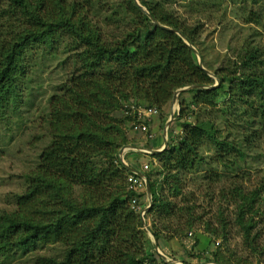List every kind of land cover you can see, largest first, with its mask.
I'll return each mask as SVG.
<instances>
[{"label":"trees","instance_id":"obj_1","mask_svg":"<svg viewBox=\"0 0 264 264\" xmlns=\"http://www.w3.org/2000/svg\"><path fill=\"white\" fill-rule=\"evenodd\" d=\"M88 1L67 5L62 0H0V119L22 102L39 53L53 60L65 57L66 62L56 66L66 64L70 70L61 96L49 102V143L27 176L24 194L16 197L15 211L0 216V259L55 247L60 256H36L33 264H169L157 256L140 212L132 209V201L141 210L147 207L142 200L145 190L128 189L130 173L118 155L136 145L129 136L138 123L136 110H154L164 125L175 92L185 87L195 89L187 91L189 101L178 98L179 110L173 115L178 129L169 130L161 153L146 155L151 159L143 171L152 197L144 214L148 229L166 258L183 264L189 261L173 253L180 247L184 251V240H193L185 251L190 264H237L232 252L225 256L229 251L225 245L236 237L240 242L242 237L251 252H260L262 238L254 233L264 227L260 190L245 194L233 188L228 194L234 208L231 217H208V221L204 217L209 213L194 214L202 209L186 197L194 192L182 197L181 190L189 177V183L214 187L245 174L255 133L264 130V53L262 58L261 50L243 47L228 69L214 73L219 85L206 88L214 80L200 69L194 52L175 33L152 23L134 0H121L103 15L108 31L89 20L88 7L93 4ZM139 3L155 22L197 46V26L183 24L164 3ZM261 8L246 23L264 29V3ZM239 102L244 103L239 109L249 107L258 121L232 122L223 135L210 116L218 110L224 114V105L228 110L238 108ZM143 120L148 126V118ZM147 139L148 145L154 137ZM158 140L161 145L163 138ZM129 157L125 160L130 165ZM131 167L142 170L137 161ZM75 188L83 195L77 197ZM170 198H180L184 206L177 207ZM176 212L186 216L182 223ZM172 217L178 219L175 227L167 223ZM229 226L232 229L226 230ZM217 239L223 243L219 248ZM165 241L176 248L164 246Z\"/></svg>","mask_w":264,"mask_h":264},{"label":"rangeland","instance_id":"obj_2","mask_svg":"<svg viewBox=\"0 0 264 264\" xmlns=\"http://www.w3.org/2000/svg\"><path fill=\"white\" fill-rule=\"evenodd\" d=\"M62 1L66 2L67 5H72L74 3L78 4L82 0ZM90 1L93 7L91 8L89 4L88 9H91V14H88L89 20L95 25H100L103 31H108V28L105 27L101 19L104 18L103 15H107L111 12L109 11L111 6L114 7L115 4L117 5L121 0H89L88 2ZM134 1L139 3L140 0ZM145 1L151 4L164 3L183 24L188 27L197 26V30L194 28V30H196L195 36L197 38V46L193 48L197 51L203 68L214 76V73L219 71V69H228V65H231L232 61L236 60L238 53L243 47L249 46L261 50L260 53L263 58L264 29L255 24H248L246 21L251 13H255V15L258 14V11L262 9L261 6L264 0H255L254 2L253 0ZM86 4L87 2L85 5ZM61 51L62 50H59V52ZM196 59L198 62L197 56ZM58 61L63 63L66 62V59L65 57L63 58V56H58L56 60H53V58H48L44 53H39L33 60V73L27 82L29 90L22 93V102L16 104L14 110L7 111L5 115L6 118L0 119V216H10L15 211L16 197L24 194L28 186L27 176L34 172L36 167L35 163L37 162L39 154L49 143V102L54 97L61 96V89L70 71L66 67V64L60 67L56 66ZM241 74L242 72L238 73V75ZM179 96L187 101L190 100V95L187 91L182 92ZM179 96L176 99V106L173 109L171 101L170 114L168 118L165 117L164 120L166 122L164 125L163 117L160 119L157 115H153L148 118L147 123L150 128V133L154 137V139L149 142L148 146L146 143L149 140L146 136L131 131L129 132L130 138L133 139L136 145L141 142L147 147L158 146L160 145L158 140L159 137L163 138L161 142L164 141L163 132L165 124L170 120L171 113L174 115V111L179 109ZM243 105V102H239L238 108H231V110H228L227 105H224V114L219 112V110L212 113L210 119L215 121L222 129L223 135L227 134V128L232 122L235 123L240 121L250 123L258 121L257 118L254 119L251 117L252 114L249 107L239 109V107ZM238 111H240L239 115ZM235 127L237 128V126ZM253 127L256 128L255 125ZM172 128H174L175 131L178 129L176 126L174 127L173 116L167 128L165 136L167 139L169 130ZM255 134L258 135V137L254 139L256 142L255 148H252L253 151L247 152L248 157L243 166L245 176L238 174V177L225 179L214 184V187L206 182L189 183L187 179H190V177L186 178V182L181 190L182 197H185V193L194 192L193 196L186 197L192 199V206L202 208L201 211L194 212V214L201 216L204 212L205 214L209 213L206 218L204 217V220L207 221L208 217L209 219L215 216L216 218L222 216L224 219L231 217L234 208L233 206L231 207V205L229 206L228 194L233 188H238L245 194L260 190L261 195L264 196V130L260 128V131H256ZM205 151L208 155L212 153L211 149H205ZM123 155L126 159L129 156H133L140 167L142 165H149V161L151 160L148 156H143L141 154L131 155L129 153H124ZM74 193L77 197L83 195L79 188H75ZM170 199L177 207L182 208L184 206V204L179 203L181 201L180 198ZM142 200L144 202L146 198ZM178 214L183 217L182 220L172 217L167 223L172 224L174 227L177 224V220L182 223L186 219V216L182 212H176L177 216ZM228 229H232V227H226V230ZM254 233H258L262 238V240L258 242V249L260 252H251V250L243 244L242 237L241 242L239 238L236 237L230 239L225 245V247L229 248V251L225 253V256H227L226 259L228 258V252H232L233 255L231 259L234 263L264 264V227L261 231L255 229ZM150 239L152 241V238ZM216 241L215 246L218 244L219 246L215 248L221 247L223 244L222 241L220 239ZM162 243L163 245L166 244L169 247H173V249L176 248L174 243L167 244L166 241ZM152 244H154L153 241ZM191 244H193V240H184V245L186 246V248L184 247V251H182L183 247H180L178 252L176 254L173 253V255H175V257L179 255L182 256L188 260V264H190L192 261L188 259L185 251L189 249ZM203 247L204 245L198 246V249H202ZM213 248L214 247H212L211 250ZM166 251L169 256L172 255V253L169 254L167 249ZM195 251H197V249ZM224 252L225 251H223V253ZM160 253L166 256L161 251ZM36 256L56 258L60 256V251L55 247H44L38 249L36 252L24 256H16L10 260H2L1 258L0 263L33 264ZM168 260L173 261L174 264L178 262L183 264L180 260L174 261L171 258H168ZM196 264H199V262H196Z\"/></svg>","mask_w":264,"mask_h":264},{"label":"water","instance_id":"obj_3","mask_svg":"<svg viewBox=\"0 0 264 264\" xmlns=\"http://www.w3.org/2000/svg\"><path fill=\"white\" fill-rule=\"evenodd\" d=\"M135 2V5L152 21V23H154L155 25H157V26H159V27H161V28H164V29H166V30H169V31H171V32H173V33H175L177 36H179L182 40H183V42L196 54V56H197V58H198V65H199V67H200V69H202L209 77H211V78H213L214 80H215V84L213 85V86H211V87H206V88H210V89H213V88H216L218 85H219V81H218V79L212 74V73H210L209 71H207L206 69H204L203 68V66H202V64H201V61H200V58H199V55H198V53H197V51L193 48V46L187 41V39L184 37V35H182L180 32H178V31H176V30H172V29H169V28H166V27H164V26H162V25H160L159 23H157V22H155L151 17H150V15H149V13L138 3V2H136V1H134ZM190 89H195V87H185V88H182V89H179V90H177L176 92H175V94H174V96H173V99H172V109L176 106V99H177V97L182 93V92H185V91H188V90H190ZM172 116H173V113H171V116H170V120L165 124V129H164V132H163V136L165 137L166 136V132H167V128H168V126H169V124H170V122L172 121ZM166 144H167V142H166V140L164 139V144H163V149L162 150H164L165 149V147H166ZM129 149H132V150H136L135 148H133V147H128ZM161 152V151H160ZM153 153H159V151H155V152H153ZM122 154H123V151H121L120 153H119V159H120V161H121V163H122V166L124 167V169H126L127 171H129V172H134L128 165H126L123 161H122ZM145 192H146V196H147V200H148V207H147V209L148 208H150V206H151V204H152V201H151V199H152V197H151V193H150V187H149V184H148V182L146 181V183H145ZM147 209H145L144 211H143V213H145L146 212V210ZM144 216H142L141 217V222H142V226H143V229L146 231V233L148 234V236H150V238H152V241H153V243H154V251H155V253L157 254V255H159V257H160V259L163 261V262H165V263H169V264H174V262L173 261H171V260H168L167 258H166V256H164L163 254H161L160 253V251H159V248H158V244H157V242H156V240H155V238L151 235V233H150V231H149V229H148V226H147V224L145 223V220H144V218H143ZM176 264H181V263H176Z\"/></svg>","mask_w":264,"mask_h":264},{"label":"built area","instance_id":"obj_4","mask_svg":"<svg viewBox=\"0 0 264 264\" xmlns=\"http://www.w3.org/2000/svg\"><path fill=\"white\" fill-rule=\"evenodd\" d=\"M136 113L138 114V123H135L134 125V131H137L140 134L143 135H148V126L144 124V120L143 117L145 118H149L150 116H153L156 114V112L154 110H143L141 108H138L136 110ZM147 138H151V135H148ZM164 139L166 140V142L168 141L166 137H164ZM147 155H150L151 152L150 151H145ZM143 170H148L147 169V165L143 166ZM127 184H128V189L129 190H138V189H142L144 188L145 190V179L144 177H142V175L136 173V172H132L130 173V175L127 177ZM135 201H132V209L135 212H140V217L144 216L143 211L141 210L138 206L135 205ZM150 264V263H148Z\"/></svg>","mask_w":264,"mask_h":264},{"label":"clouds","instance_id":"obj_5","mask_svg":"<svg viewBox=\"0 0 264 264\" xmlns=\"http://www.w3.org/2000/svg\"><path fill=\"white\" fill-rule=\"evenodd\" d=\"M177 108H178V106H177ZM179 109H176L175 111H174V113L175 112H177ZM134 131V130H133ZM143 135V134H142ZM144 136H146V135H144ZM168 140V139H167ZM167 143H168V141H167ZM163 144H164V141L162 142V145H161V147L159 148V149H153V150H148V149H145V147L146 146H137V145H135V146H128V147H133V148H135L136 150H132V149H129L128 147H125V148H123V154L125 153V154H127V153H137V154H144V156L145 155H147L146 154V152L145 151H150L151 152V154L150 155H152V154H158V153H153V152H155V151H159V153H161L163 150ZM167 145V144H166ZM166 148V147H165ZM161 151V152H160ZM120 153V152H119ZM122 154V161L126 164V165H128L134 172H136V173H138V174H140V175H142V177H144V174H143V166L144 165H142V170L141 171H136L135 169H133L132 167H131V164L129 165L126 161H125V157H124V155ZM118 158H119V155H118ZM119 161H120V159H119ZM120 163H121V161H120ZM122 164V163H121ZM146 171V170H145ZM129 172V171H128ZM129 173H132V172H129ZM144 179H145V183H146V178L144 177ZM145 194H146V192H145ZM146 200H147V197H146ZM147 202V204H148V200L146 201ZM149 205V204H148ZM147 205V206H148ZM146 209V208H145ZM144 209V210H145ZM145 214V213H144ZM144 218V217H143Z\"/></svg>","mask_w":264,"mask_h":264},{"label":"crops","instance_id":"obj_6","mask_svg":"<svg viewBox=\"0 0 264 264\" xmlns=\"http://www.w3.org/2000/svg\"><path fill=\"white\" fill-rule=\"evenodd\" d=\"M134 133H138L137 131H134ZM138 146H145V145H143L141 142L139 143V144H137ZM162 145V144H161ZM161 145H159V146H156V147H154L153 149H159L160 147H161ZM148 146V145H147ZM129 161H131L130 162V164L131 165H134V163L136 162V160H134V157L133 156H131V157H129Z\"/></svg>","mask_w":264,"mask_h":264}]
</instances>
